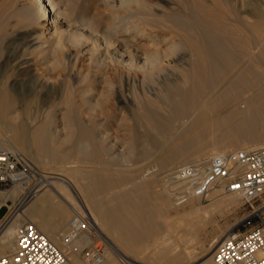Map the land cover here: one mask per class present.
Listing matches in <instances>:
<instances>
[{"label":"bare ground","instance_id":"bare-ground-1","mask_svg":"<svg viewBox=\"0 0 264 264\" xmlns=\"http://www.w3.org/2000/svg\"><path fill=\"white\" fill-rule=\"evenodd\" d=\"M77 1L4 0L0 7V59L4 55V64L0 66V150L22 151V155H27L26 157H29L38 167L40 164L35 160L25 138L27 125L25 123L24 126L22 125L23 119L20 121L22 124H17L21 113L16 112L14 108L17 101L10 90H21L19 87L22 85L30 86L31 90H72L69 89L68 83L65 84L66 80L62 72L57 74L55 79L52 76L45 77L43 74L46 71L47 73L55 71L57 68L50 67L52 60H58L48 59L51 52L59 55L57 51H64L66 45L71 44L80 48L85 44H82L84 41L81 42V39H85V42L89 39L99 42L97 33L94 34L90 28L82 24L76 29L60 30L63 26L60 16L64 14V11L73 8ZM101 1L104 4V0ZM133 1L137 2L135 4L143 11L142 13L144 11L153 13H144L146 17L141 18L144 23L135 24L132 30L131 26L126 29L125 25L124 28L118 25V19L112 17L113 23L106 29L113 38L111 41L103 39L104 42L102 41L103 43L98 46L104 53L97 59L90 58V55L89 63H99L98 65L102 67L107 66L106 59H109L114 74L121 75L128 84H135L140 75L144 80L147 76L156 75L154 73L156 70L157 75L159 70L161 73L163 63L179 52L184 54L182 58L189 57L190 61L182 80L177 82L178 79L175 78L176 82L170 81L171 85L159 90L156 96L157 101L141 100L132 113L136 138L145 141L148 147L151 145L153 148L142 146L143 143L139 145L138 153L142 159L143 157L148 159L150 155L153 157L154 153H151L155 150L154 156H158L160 167L167 169L164 172L166 174L177 165L205 160L211 155L227 154L238 148L244 150L263 146L264 68H261L260 64L264 63V0H251L247 4H244L243 0H224V3L218 2L221 0H211L209 5H207L209 0H187L185 5L183 4L187 11L185 17L181 16L179 11H168L165 14L163 12L164 15H156L144 0V2L129 0L127 4ZM224 6L229 8V11L227 10L228 15L230 14L229 18L214 10ZM239 6L246 10L242 12ZM140 10L136 11V15L140 13ZM223 11L226 10L223 9ZM139 15L142 16L141 13ZM165 29H171L177 34L159 36V32H164ZM147 40L152 43L145 44ZM163 45L167 47L161 49ZM147 46L155 48L150 50ZM94 47L95 44H93ZM93 48L90 49L93 50ZM80 53L81 50L76 53L71 51L70 54L67 53L65 59L68 63L66 67L71 72L69 78L72 80L76 77V74H73L75 68L81 61ZM34 54L41 57L39 65H42V74L39 73L42 68L33 65L29 58ZM36 60L32 61L36 62ZM10 71L14 74L7 76ZM80 74L83 79L84 76ZM10 77L13 78L11 81H9ZM48 80H54L55 84L52 83V86H49ZM82 81H85V78ZM84 92L81 95H84ZM67 96L68 99H65L67 121L81 126L80 129L78 128L80 140L71 151L72 156L66 155L67 161L65 162L66 158L63 159V165L60 161L59 166H62L52 169L50 173H45L42 169L44 175L41 181L31 186L28 191L29 186L19 184L10 191L0 192V204L8 200L15 203L22 194H25L28 200L11 220L0 226V257L14 251L17 228L24 222L37 223L38 225H35L39 226L38 228L51 242L65 250L60 233L66 225L65 221L72 214L85 213L93 220L96 230L99 233H105L110 240L111 246L107 248L103 264H117L119 255L125 256L134 264H151L150 262L183 264L196 261L198 249L205 247L204 238L199 232L206 230L208 226L211 228V234L216 231L214 219L209 217L204 222L199 216L210 215L212 210L216 209L215 207L220 210L229 205H236L240 197L226 195L228 198H225L226 196L222 195L224 199L222 197L217 199L212 209L208 206V208L193 207L188 213L180 214L179 206L171 203V195L163 184L161 186L164 191L161 190L162 192L158 193L153 188L156 185H154L155 179L149 178L150 175L149 179L138 181L137 173L139 172H135L138 170L137 167L127 164L126 170L129 174L123 172L117 175V178H112L107 172L112 161L110 160L111 163L108 164L105 162L107 159L105 161L100 159L103 152L113 154L112 148L103 143L105 135L96 134L92 129L81 125L82 115L86 112L91 113L93 103L83 97L82 101L77 103L69 93ZM13 108L15 111H11ZM36 119L38 118L33 117L34 121ZM139 127L145 128L143 134L137 132ZM37 142L44 152L50 153L49 158L56 156L55 149L50 148L47 135L39 138ZM89 147L91 152L87 153ZM114 155H111L113 159ZM78 164L89 167L91 170H85L80 177L76 175L79 178L72 180L71 171L74 170L73 167L77 168ZM43 165L46 166L45 163ZM125 183L131 184V190H119L113 192V196L111 195V186H116L115 184L121 186ZM212 194L216 197L222 192L216 190ZM212 198L214 199L213 196ZM192 203L193 201L189 205ZM45 217L52 218L50 226L45 227L38 223L39 219L43 220ZM180 231H183L187 237L184 241L187 245L183 248L180 243L172 241L175 234ZM229 231L215 236L210 235V247L202 251L203 261L199 264L212 263L214 252L229 235ZM203 234L204 232L202 236ZM90 242V237L83 235L66 249L77 251L70 256L74 264H84L78 251Z\"/></svg>","mask_w":264,"mask_h":264},{"label":"rangeland","instance_id":"rangeland-1","mask_svg":"<svg viewBox=\"0 0 264 264\" xmlns=\"http://www.w3.org/2000/svg\"><path fill=\"white\" fill-rule=\"evenodd\" d=\"M3 1L0 2V7H1V5H2L1 3H3ZM100 1L101 0H78L76 5L73 6V8H70L68 11H64V14L60 16V21H62V23H63L62 24L63 26H61V28H60L61 31L76 29V27L78 25L82 24V25L90 28L94 34L97 33L96 35L100 38V39H98L99 42L94 41V39H89L88 42H85L86 41L85 39H81V42L84 41L82 44L85 43L84 46L80 47L81 49L79 47H74L71 44L69 46L66 45V48L64 51L60 50L61 53H60V51H57L59 55L55 54V52L54 53L51 52L50 57H49V55H48L49 53L46 54L49 57V58L47 57L49 60H52L54 58L56 60L58 59L57 60L58 62L52 60L53 63L51 62L50 67L54 66L57 68L55 69V71L54 70L53 71L51 70L52 72L49 71L50 73H47V71H46V72H44L43 75L45 77H46V75L49 77L52 76L55 79L57 74L62 72L63 78L66 80L65 84L68 83L67 85H69V89H72V90H67L68 92L66 90H31V87L30 86L28 87L26 85L20 86L19 89H21V90H10L12 96L17 101V103H15L14 108L17 110L16 112H19V114L21 113L20 114L21 117L18 119L17 124L23 123L22 125L24 126V123H25L27 125V128L25 127L26 134H27L25 138H26L27 143L30 147V151L32 152L35 160H37L38 163L40 164V167H38L37 165L32 163L31 159L29 157H26L27 155H22L23 154L22 151H15V152L20 154L23 158L25 156L27 158V159L25 158L26 161H28L29 163H31L33 166H35L37 169H39L41 171L43 169V171L45 173H50L51 171H53L52 169L62 166L64 163L63 159L66 158V160H65V162H66L67 157L72 156L71 151L73 150L74 147L77 146V143L80 140L78 128L80 129L81 126L79 124H74L70 121H67V117H66L67 116V106H66L67 104L65 102L66 101L65 99H68L67 94L69 93V95L72 98L74 97L73 99L75 102H77V101L80 102L84 98V99L91 100V102L94 105L93 109L91 110V113L87 114V112H86L87 115L86 114L82 115V124L81 125L84 127L92 129L96 134L102 133L105 135V140H103V143H106V146L108 145V147L112 148L113 154L103 152L100 159L102 161H105L107 159L105 162H107L108 164H110L112 161V163L109 165L110 167H108V170H107L108 174L111 175L112 178H117L118 177L117 175H120L123 172H124V174H129V173H127L128 170H126V169H128V168L126 166H127V164H129V166L133 165V167H135V168L137 167V169H138L135 172H137V171L139 172V173H137L138 174L137 175L138 181H140V180L145 181L146 179H149V178L152 179V177H153L155 179V180L153 179L154 185L155 184L157 185V186L155 185L153 187L154 191L160 193V192L164 191L163 190L164 188L161 185L163 183L162 178L165 175L164 172L167 169L164 170L160 167L158 156H154V154L156 152L155 150H153V152L151 153V154L154 153L153 157H152V155H150L148 157V159L145 157H143V159H142L141 155H139V153H138L139 152L138 151L139 145H141L143 143L142 146H146V147H148V146L146 145L145 141H141V140H138L136 138L135 126H134L135 122L133 121L134 119H133L132 113H134L136 106L138 105V103L141 100L149 99L152 101H157L156 96L158 95L157 92L159 90H162V88L167 86V85H171L172 81L176 82V80L178 79L177 80V82H178V81H180V79L182 80V78L184 77V74H185L184 73L185 69L188 68V64L190 63L189 57L182 58V56L184 54H181L179 52L174 57L171 56V59L169 61H165L163 63V65L161 66V70L163 71V69H164L163 72L161 71V73H160V70L158 69L159 74L157 75V72H156L157 70H156L154 72L156 75L147 76L145 78L147 81H145V79L142 80L143 77H142V75H140L141 79H140V77H137V81L135 82V84H128L124 81V79L121 77V75L116 74V73L114 74V72H112V70H111V61H108L109 59H106L107 66L101 67V65H98L99 63H95V62L89 63L90 58L94 59V57H95V59H97V58H99V56L101 57L102 53H104L103 50L100 49L98 46V45H100V43L102 44L104 42L103 39H105V40L110 39V41H111V38H113V37H111V34L108 33V31L106 29L107 27H110L112 25V23H113L112 19L113 18L118 19V21H117L118 25H120V26L122 25L123 28L125 25L126 29L130 28V26H131L132 28H130V29L132 30L135 27V24L138 25V24L144 23V21H141V18L146 17L145 14H149V13L152 14L153 13V12L146 13L147 11H144L145 14L142 13L143 11L138 9L139 7L137 8L138 5H136L137 4L136 1L129 2V4H127L128 3L127 1H129V0H122V2H121V0H108L109 2H107V3H106L107 0L106 1L104 0L103 1L104 4L101 3L102 1L101 2ZM118 1H120V2H118ZM139 1L140 2L145 1V3L147 5H149V7L154 11V14L159 15V16L164 15L165 13H168V11L169 12L170 11H179L180 15L184 16V17L187 15V11L185 10V7H184L185 1H187V0H144V1L139 0ZM249 1H251V0H243L244 4L249 3ZM125 2H126V4H125ZM210 2H211V0H209L207 2V5L211 4ZM218 2L224 3V0H221ZM119 3H121V4H119ZM105 4H106V6H105ZM121 5H123V7ZM240 6H239V9L242 12H244L246 10V8L245 9L240 8ZM154 7L156 9H154ZM223 9L226 11H223ZM228 9L229 8L224 6L222 8L220 7V8L214 9V10L216 11V13H221V14L223 13L224 15H226V17L229 18L230 14L228 15V13H229ZM63 10H64V8H63ZM139 10H140V13L142 14V16L139 15L140 14L139 12H138L139 14H137L138 16L136 15V13H137L136 11H139ZM163 12H164V14H163ZM74 24H76V25H74ZM167 30H168V32H167ZM171 31H172L171 29L170 30L165 29L164 32H161V33L159 32V36L160 35L161 36H168V35L172 36V35H174V33L177 34L176 32H174V31L171 32ZM65 34H67V33L65 32ZM93 41L95 43H93ZM146 42L149 43V45L152 43V41H150V40L145 41V44H147ZM93 44H95L96 48L95 47L93 48ZM164 47H167V46L163 45V46H161V49H165ZM90 48H93V50H91ZM147 48H150V50H154L153 48H155V47L147 46ZM80 50H81V53H80L81 54V61L78 64V67L75 68V71L73 74H76L75 75L76 77H75V79L72 80L69 78V74L71 72H69L68 68L66 67V66H68V63H67V60H65V59H66V56L68 54H70L71 51L76 53V52H79ZM99 50L102 52L100 53ZM4 53L5 52L3 51V54ZM63 54H64V56H63ZM89 56H90V58H89ZM29 58L31 60V63H33V65H37L38 67L42 68V65L41 64L39 65V63H40L39 60L41 58L39 55L37 56L36 54H34L32 56H29ZM3 59H4V55L0 59V66L2 64H4ZM100 59H102V58H100ZM179 59H181V60H179ZM32 60L33 61L36 60V62H33ZM59 61L60 62L63 61L64 63L62 62L63 63L62 64ZM182 61H183V63H182ZM96 64H97V66H96ZM184 65L185 66L187 65V66L184 67ZM260 67L264 68V63L260 64ZM42 70H43V68L39 70L40 71L39 73L42 74V72H41ZM0 73H1V69H0ZM80 73H82V75L84 76L83 79L85 78V81H82L83 79H82ZM9 74L11 75L14 73H12L10 71V72H8L7 76ZM85 74H86V76H85ZM175 78H177V79H175ZM11 79H13V78L10 77L9 81H11ZM50 80H48L50 82L49 86H52V83L55 84L54 80H52V81H50ZM100 81H102V82L104 81L105 83L104 82L101 83ZM79 87H80V89H79ZM80 90L82 92H80ZM83 92H84V95H81ZM70 96H69V98H70ZM76 96H77L78 100H77V98H75ZM24 103H25V105H24ZM96 104L97 105L99 104V105L97 106ZM14 108L11 111H15ZM103 113H104V115H103ZM30 115H33V116L31 117ZM33 117L38 118V119H36L34 121ZM84 117H85V120L87 122L84 120ZM45 118H46V120H45ZM22 119H23V121H22ZM20 121H22V123ZM44 121H46V122H44ZM38 122H40V123H38ZM42 122H44V123H42ZM41 124H42V126H41ZM32 125H33V127H32ZM33 128H34V130H32ZM140 128H142V127L137 128V132L139 134L140 133L143 134L145 132V128H142V129H140ZM44 129H45V132H44ZM49 131H50V133H49ZM73 131H76L77 133L73 132ZM34 133H35V135H34ZM73 133H76V134H74V136H72ZM42 135L48 136L49 141H50V148H54L55 149L54 152L57 153V154H55L56 156H54V157L52 156L53 158H49V157H51L50 153H48L46 151L44 152L41 149L40 145L37 144L38 143L37 140L39 138L43 137ZM153 135L156 137L155 132H153ZM51 136H52V138H51ZM37 137H38V139L36 140ZM62 139H63V141H62ZM55 140H57V141H55ZM108 140H110V141H108ZM58 141H60V142H58ZM35 146H38L39 148L35 147ZM263 146H261V147H263ZM148 148L151 149L152 146L149 145ZM90 150H91V148L89 147V151L87 149V153H90L91 152ZM236 150H241V149L238 148ZM47 154H48V156H47ZM66 155H68V156H66ZM111 155H114V159ZM138 155L141 158L138 157ZM159 155H162V154H159ZM46 158H48L49 160L48 159L46 160ZM57 158H58V160H55ZM51 159H53V160H51ZM144 159H146V160L144 161ZM62 160H63V162H62ZM114 160H116V161H114ZM60 161H61L62 165L59 166ZM51 162H53V163H51ZM44 163L46 164V166L43 165ZM82 165H89V164H82ZM67 166L69 167L70 165H67ZM177 166H179V165H177ZM73 168H74V170L72 169V171H71L72 175L70 174L73 177V179H72V177L69 176L72 180L79 178L81 173L84 172L85 170L86 171L91 170L89 167H82L81 164H78L77 168L76 167H73ZM80 170H81V172L79 173ZM157 170H159L160 172ZM109 171L111 173H109ZM144 172H145V174H144ZM113 174H114V176H113ZM76 175H78L79 177ZM149 175H150V177H149ZM55 181H58V180H55ZM125 184L124 185L121 184V186L119 184H115L116 186H111V191H110L111 195L113 196V192L115 193L119 190H122V191L131 190V184L130 185H129V183H125ZM22 195H20L16 199L15 203H17L19 200H21V198L23 197ZM214 195L215 194L211 193L207 202L195 200V201H193V203L191 205L188 204V206H184L183 208L179 207L180 209H179L178 213H180V214H182L184 212L188 213V211H190L193 207L203 208V206H204V208L209 207L212 209L215 207L214 205L216 203H214V202L217 199L219 200V199H221L220 197H222V195H223V197H225L228 194H221L220 196H216V197ZM212 196L214 197V199L212 198ZM229 197H232V196H229ZM225 198H228V196H226ZM240 199H238V202L236 205H229V206H227L228 208L225 206L226 208L223 207V208H220V210H219V208L215 207L216 209L212 210L213 211V212H211L212 214L210 213V215L209 214L201 215L202 218H201V216H199L200 219H202L204 222H206V220H208L209 217L214 219L216 221V227H215L216 231L213 234H211L210 233L211 228L209 226L206 230L205 229L203 231L201 230L199 233H200L201 237L204 238V246L205 247L198 249V252H197L198 258L196 259L197 262L194 261L193 263H183V264H199L203 261V259L201 258L203 255L202 251H204L205 249H208L210 247V244H209L210 238H211L210 235L215 236V235L221 234L222 232H225L227 230H230L229 233H232V232L242 233V232L248 230L250 227L256 225L259 222L260 218L264 217V196L262 198H260L259 200L254 201V202H245L243 199H241V200ZM170 200L172 201L171 203H174L172 197ZM210 206H213V207H210ZM215 210H218V211H215ZM7 212H8V208L6 206L4 208H2L0 210V219H3L6 216ZM73 215L74 214H72L67 219V221H65V223L67 222V224H68V222L73 217ZM173 215H176V214L173 213ZM43 221L50 224L53 220L50 217H47V218L45 217V219H43ZM35 224L38 225L37 223H35ZM65 228H67V225L62 229V231H60L61 234L66 230ZM203 232H204V234L202 236ZM205 233H206V235H205ZM99 235L101 237H103L104 240H106L107 248L109 246H111L110 240L108 239V236H106L105 233L100 232ZM112 236H113V233H112ZM112 238H114V236ZM111 240L114 241V239H111ZM186 240H187L186 235L184 234L183 231H180L177 234H175V237L172 241H175V243H177V242L180 243L182 248H183L184 246L187 245L186 242H184ZM87 246H85L83 249H85ZM66 249L67 248H65V250ZM72 255H73V253H72ZM140 261H142V259H140ZM150 263L151 264H164V263H160V262H157V263L156 262L155 263L150 262ZM179 264H182V263H179Z\"/></svg>","mask_w":264,"mask_h":264},{"label":"built area","instance_id":"built-area-1","mask_svg":"<svg viewBox=\"0 0 264 264\" xmlns=\"http://www.w3.org/2000/svg\"><path fill=\"white\" fill-rule=\"evenodd\" d=\"M44 173L20 154L0 150V192L10 191L21 184L31 186L41 181ZM174 204L184 207L191 201L207 202L211 193L237 195L245 202H254L264 196V146L236 150L222 155H211L205 160L175 167L162 178ZM11 206L0 204L8 212L0 219V226L11 220L27 203L26 195ZM83 235L91 242L78 251L84 264H103L107 242L99 235L93 220L85 213L73 215L61 235L63 247L68 248ZM76 250H63L32 222L17 228L15 249L0 257V264H74L70 259ZM117 264H134L125 256H118ZM211 264H264V217L242 233H229L213 254Z\"/></svg>","mask_w":264,"mask_h":264},{"label":"crops","instance_id":"crops-1","mask_svg":"<svg viewBox=\"0 0 264 264\" xmlns=\"http://www.w3.org/2000/svg\"><path fill=\"white\" fill-rule=\"evenodd\" d=\"M0 200H1V199H0ZM14 204H15V203H14L13 201L8 200L7 206H8V208H9V207L11 208V206H14ZM40 220H41V222H40ZM38 223H39V224H42L43 226L45 225V227H46V226H50V224L44 222L42 219H39ZM44 223H45V224H44ZM65 224L67 225V223H65ZM66 225H65V226H66Z\"/></svg>","mask_w":264,"mask_h":264}]
</instances>
